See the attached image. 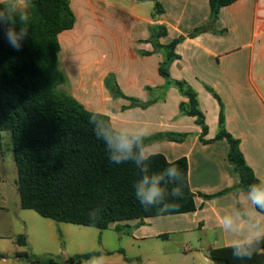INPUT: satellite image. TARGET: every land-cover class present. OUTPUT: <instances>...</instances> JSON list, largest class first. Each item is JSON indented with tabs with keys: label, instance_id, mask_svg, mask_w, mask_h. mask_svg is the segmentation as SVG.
<instances>
[{
	"label": "crops",
	"instance_id": "crops-1",
	"mask_svg": "<svg viewBox=\"0 0 264 264\" xmlns=\"http://www.w3.org/2000/svg\"><path fill=\"white\" fill-rule=\"evenodd\" d=\"M35 1L13 3L18 10H27ZM70 1L76 23L59 36V66L67 77L64 90L89 111L107 115L120 132L158 136L143 149L144 156L189 160V181L199 208L166 219L180 222L179 232L199 226L213 231L211 239L214 244L223 242L221 247L264 236V214L257 211L252 193L232 190L240 178L228 159V140L209 141L220 131L221 107L213 90L223 103L224 128L240 141L247 164L264 183V0H238L214 21L209 0H157L165 9L161 15L154 14L153 1V6H146L147 0ZM163 30L166 35H158ZM174 40L180 42L174 50L177 58L169 65L170 78L185 81L197 92L208 126L206 142L196 118L181 113L180 104L188 98L160 73L166 57L163 47ZM88 57L93 58L90 64H83ZM109 77L123 97L106 89ZM83 87L91 90V98L81 94ZM93 88L96 99L91 101ZM200 193L216 196L205 199ZM216 230H222V239ZM114 231L123 235L122 230ZM124 232L143 241L166 234ZM16 253L0 259V264H23L25 258Z\"/></svg>",
	"mask_w": 264,
	"mask_h": 264
},
{
	"label": "trees",
	"instance_id": "trees-1",
	"mask_svg": "<svg viewBox=\"0 0 264 264\" xmlns=\"http://www.w3.org/2000/svg\"><path fill=\"white\" fill-rule=\"evenodd\" d=\"M151 1L154 2L155 15L165 13L159 1ZM236 1L209 0L210 20H216L224 7ZM2 8L3 4H0ZM18 11L26 12L30 17L29 35L21 41L19 51L8 43L5 27L0 25V132L10 131L12 134L22 208L35 210L42 217L57 222L101 230H108L112 225L118 227L125 221H136L135 227H139L149 218L197 211L196 194L189 181L188 158L169 161L163 154H153L140 167L134 159L123 164L112 163L108 156L114 153L122 140L133 143L131 156L139 158L140 152L143 153V149L159 137L120 132L113 127L107 115L89 111L64 90L67 77L59 66V36L75 26L76 16L71 1L36 0L27 10ZM158 35L165 36L166 32L163 30ZM179 42L174 40L163 47L166 57L160 66V73L188 98L187 103L180 104L181 113L196 118L203 130L201 140L206 142L204 137L208 126L197 92L185 81H172L170 78L169 65L177 58L174 50ZM109 81L106 85L113 94L123 97L118 86ZM211 92L221 110L220 131L216 138L209 141L227 139L229 142L228 159L240 178L232 190L247 189L251 193L264 190V183L245 160L240 141L224 128L222 100L216 92ZM91 114L96 115V123H89ZM106 139L111 140V146ZM173 166L178 168L179 174L169 177L165 169ZM141 167H147L149 173L163 176L161 185L166 191L158 199L157 206L172 204L168 212L161 214L154 208L145 210L135 198L134 185L139 181ZM176 187L182 189V198L171 196V190ZM140 195L143 197L144 193ZM200 195L205 199L216 196ZM255 207L264 214V209L256 204ZM89 215H96V218L91 219ZM168 236L162 234L160 238L167 239ZM17 242L27 245L28 240L25 235H20ZM234 251L250 252L252 255L251 258L246 255L237 257L233 255ZM119 253L129 264H146L140 257H129L123 249H119ZM105 254L110 253L94 251L73 255L67 258L66 263H59L53 257L39 258L28 253L19 255L33 264H81L92 256ZM0 257L5 258L1 253ZM209 257L214 264H264V236L243 245L210 249Z\"/></svg>",
	"mask_w": 264,
	"mask_h": 264
},
{
	"label": "rangeland",
	"instance_id": "rangeland-1",
	"mask_svg": "<svg viewBox=\"0 0 264 264\" xmlns=\"http://www.w3.org/2000/svg\"><path fill=\"white\" fill-rule=\"evenodd\" d=\"M148 5L153 6V2L147 0L146 6ZM89 12L90 10H87L84 13L89 16ZM89 30L92 28L90 27ZM86 53L89 54V51ZM92 59L88 57L81 61L83 64H90ZM80 79L78 76V82ZM90 79H85V81H90ZM107 80L111 82L112 78L109 77ZM61 89L63 90V86ZM93 89L94 95L96 89ZM106 89L114 93L108 85ZM90 92L89 88L83 87L81 94L86 93L91 98ZM95 99L94 95L91 101ZM17 181L18 172L14 159L12 134L10 131H3L0 132V253L8 258L11 255L14 256L17 251L20 257L22 256L19 254L22 252L39 258L53 257L56 260L102 251L110 253V256H104V264H129L119 253V249H123L129 257H140L144 262L213 264L209 257L211 247L218 248L224 245L223 242L220 245L214 244L211 239L213 231H208L202 226L177 231L180 229V222L166 219L176 215L149 218L148 224L146 222L139 227H135L136 221H125L119 223L118 227L112 225L108 230L57 222L42 217L35 210L22 208ZM114 230H122L123 235L117 236ZM128 230H165L169 236L167 239L156 237L144 241L136 240L127 233L125 234L124 231ZM216 231L222 239V230ZM20 235L27 237V245L17 242ZM88 262L89 260H85L81 264H88ZM23 264L33 263L26 260Z\"/></svg>",
	"mask_w": 264,
	"mask_h": 264
},
{
	"label": "clouds",
	"instance_id": "clouds-1",
	"mask_svg": "<svg viewBox=\"0 0 264 264\" xmlns=\"http://www.w3.org/2000/svg\"><path fill=\"white\" fill-rule=\"evenodd\" d=\"M0 4H3V8L0 9V25L5 27V35L8 43L14 50L19 51L22 47L21 41L25 40L29 35L28 24L30 17L26 12L18 11L13 3V0H0ZM89 123H96V115H90ZM106 142L111 146V140L106 139ZM133 147L134 145L131 141L122 140L115 148L114 153L110 154L108 158L115 164H123L129 159H134L137 167H140L142 162L150 159V157L144 156L142 152H140L139 158L131 156ZM165 171L169 177H176L179 174L178 168L174 166L165 169ZM140 172L141 175L139 181L134 185L136 188L135 198L145 210L154 208L161 214L168 212L173 207L172 204L168 207L157 206L158 199L162 198L166 191V189L161 185L163 176L160 174L149 173L147 167H141ZM141 192L144 193L143 197L140 195ZM171 196L174 199L182 198V189L179 187L173 188L171 190ZM250 198L254 204L258 205L261 209H264V190L254 191ZM89 217L91 219H95L96 215H89ZM225 223L230 225L231 220L226 219ZM259 235L260 234H257V239H259ZM233 247L235 248L236 246ZM233 255L237 257L246 255L251 258L252 253L234 251ZM104 259L103 255L92 256L90 257L88 264H104Z\"/></svg>",
	"mask_w": 264,
	"mask_h": 264
},
{
	"label": "water",
	"instance_id": "water-1",
	"mask_svg": "<svg viewBox=\"0 0 264 264\" xmlns=\"http://www.w3.org/2000/svg\"><path fill=\"white\" fill-rule=\"evenodd\" d=\"M56 261L59 263H66L67 259H57Z\"/></svg>",
	"mask_w": 264,
	"mask_h": 264
}]
</instances>
